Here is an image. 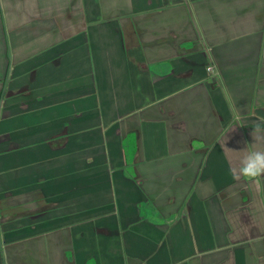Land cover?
Returning <instances> with one entry per match:
<instances>
[{"label": "crops", "instance_id": "obj_1", "mask_svg": "<svg viewBox=\"0 0 264 264\" xmlns=\"http://www.w3.org/2000/svg\"><path fill=\"white\" fill-rule=\"evenodd\" d=\"M262 120L264 0H0V264H264Z\"/></svg>", "mask_w": 264, "mask_h": 264}, {"label": "clouds", "instance_id": "obj_2", "mask_svg": "<svg viewBox=\"0 0 264 264\" xmlns=\"http://www.w3.org/2000/svg\"><path fill=\"white\" fill-rule=\"evenodd\" d=\"M252 136L254 139L264 132V120L254 128ZM229 152L231 150L227 147ZM243 155L239 156L229 167V172L235 180H245L250 183H259L260 178L264 177V150H241Z\"/></svg>", "mask_w": 264, "mask_h": 264}, {"label": "built area", "instance_id": "obj_3", "mask_svg": "<svg viewBox=\"0 0 264 264\" xmlns=\"http://www.w3.org/2000/svg\"><path fill=\"white\" fill-rule=\"evenodd\" d=\"M209 68H211V66H209Z\"/></svg>", "mask_w": 264, "mask_h": 264}]
</instances>
